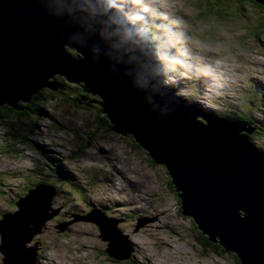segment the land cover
I'll use <instances>...</instances> for the list:
<instances>
[{
	"label": "rangeland",
	"instance_id": "1",
	"mask_svg": "<svg viewBox=\"0 0 264 264\" xmlns=\"http://www.w3.org/2000/svg\"><path fill=\"white\" fill-rule=\"evenodd\" d=\"M243 1L109 3L116 5L120 19L142 17L133 23L147 38L155 28L156 42L165 52L154 49L149 39L150 43H142H148L155 62L160 63L169 90L193 93L187 104L211 117L245 115L247 124L254 127L249 142L264 154V95L261 103L256 96L264 87V9ZM55 74L46 79L52 85ZM55 87L54 96L46 94L45 100L34 96L29 102L19 101L25 106L22 110L0 105V216L13 213L16 200L37 181L55 188L51 210L57 212L45 219L28 243L37 253L36 264H143L146 257L152 264H238L234 252L209 240L205 243L192 219L180 213V201L165 168L131 135L114 132L96 104L85 105L89 99L84 98L80 84L66 80V86ZM28 106L42 108L43 114L30 112ZM22 114L28 116L27 126L19 122ZM116 165L122 173L114 170ZM59 167L71 175L68 184L56 180ZM121 196L134 205L114 204L112 199ZM101 213L112 218L109 239L101 235L97 223L81 220L89 214L101 218ZM164 220L171 224L166 226ZM62 223L66 226L60 231L57 226ZM133 239H140L146 249L137 252L140 245ZM108 243L117 255L130 250L129 258H110L105 252ZM183 244L187 253L179 252ZM3 257L0 252V264Z\"/></svg>",
	"mask_w": 264,
	"mask_h": 264
},
{
	"label": "water",
	"instance_id": "2",
	"mask_svg": "<svg viewBox=\"0 0 264 264\" xmlns=\"http://www.w3.org/2000/svg\"><path fill=\"white\" fill-rule=\"evenodd\" d=\"M108 3L0 0V105L21 110L18 101L53 87L46 79L55 73L80 84L98 97L95 103L114 132L131 135L165 168L183 216L209 241L234 252L239 264H264V154L249 142L253 129L246 121L208 116L176 97L148 43H121L112 35L116 25L109 17H119L113 9L104 11ZM54 195L52 185L39 183L15 202L16 211L1 215L4 264H36L28 243L57 212L51 210ZM81 219L97 223L100 231L103 220H112L91 214ZM112 249L108 243L105 252L116 260L130 256V250L117 255Z\"/></svg>",
	"mask_w": 264,
	"mask_h": 264
},
{
	"label": "clouds",
	"instance_id": "3",
	"mask_svg": "<svg viewBox=\"0 0 264 264\" xmlns=\"http://www.w3.org/2000/svg\"><path fill=\"white\" fill-rule=\"evenodd\" d=\"M108 2H109V0H108ZM132 2L135 4V3H138V0H132ZM262 5V4H261ZM114 7H116V5L114 4V3H108L107 4V7L105 8V12H107V11H109V10H111V9H113V11H115L116 13H117V15L119 16V11L117 10V8H114ZM92 11L93 12H95V8H93L92 9ZM121 17V19H119V18H116V17H109V22H110V24H113V25H116V27H115V29H114V31H113V33H112V35H116V36H119V38H120V40H121V43H131V44H133V45H139V44H141L142 42H144V41H146L147 40V37L145 36V34L141 31V30H139V29H136V27H135V25L133 24V25H131L130 24V22H127L126 20L128 19V20H130V21H132V22H135V21H138V20H140V19H142V17H140L139 15H134V16H132L131 18H129V17H126L125 19L122 17V16H120ZM155 22H153L152 24H154ZM156 24V23H155ZM154 24V25H155ZM126 25V26H125ZM128 26V27H127ZM131 27V28H130ZM155 29V28H154ZM158 33H159V31H158ZM157 43V42H156ZM156 43H155V48L154 49H157V50H164V52H165V49H164V46L162 45H160V43H157L158 44V46H160V49H159V47H157V45H156ZM66 48V51L68 52V53H70L72 56H74V57H76V56H78V53H77V51H76V49L75 48H73L72 47V49H74L73 50V52L71 53L70 51H68V49H67V47H65ZM158 65L160 66V63H158ZM58 76H60V75H58ZM63 77V76H62ZM64 78V77H63ZM69 82V81H68ZM48 88V87H47ZM43 89V88H42ZM42 89H40V90H42ZM82 89V88H81ZM82 92L84 93V98L85 99H89V101L93 98V97H96L95 99H93V100H96L98 97L97 96H89V94L88 93H85L83 90H82ZM36 94V93H35ZM35 94H33V95H31L30 96V98H29V100L31 99V97H34L35 96ZM19 101H22V100H19ZM18 101V102H19ZM24 102H26V101H24ZM76 102H78V101H76ZM78 103H80V102H78ZM86 103H88V102H86ZM19 104V103H18ZM2 105V104H1ZM7 105V104H6ZM19 105H21V104H19ZM96 105H98L97 103H96ZM9 106V105H8ZM22 106V105H21ZM9 107H11V106H9ZM12 108V107H11ZM22 108L23 107H21V110H22ZM12 109H14V108H12ZM239 120V119H238ZM109 124H110V122H109ZM110 127H111V124H110ZM137 143V142H136ZM138 144V143H137ZM139 145V144H138ZM167 172V171H166ZM168 174V173H167ZM42 183H45V182H42ZM39 184V183H38ZM37 184H35L34 186H36ZM30 189V188H29ZM28 191V190H27ZM26 194V193H25ZM20 198V197H19ZM18 198V199H19ZM17 201V200H16ZM16 205V204H15ZM17 207V206H16ZM18 208V207H17ZM17 210V209H16ZM15 210V211H16ZM101 214H103V213H101ZM104 215V214H103ZM105 216V215H104ZM105 217H107V216H105ZM0 218H1V216H0ZM107 218H111V217H107ZM88 222H92V221H88ZM94 223V222H93ZM29 245V244H28ZM110 258H112V257H110ZM112 259H114V258H112Z\"/></svg>",
	"mask_w": 264,
	"mask_h": 264
},
{
	"label": "trees",
	"instance_id": "4",
	"mask_svg": "<svg viewBox=\"0 0 264 264\" xmlns=\"http://www.w3.org/2000/svg\"><path fill=\"white\" fill-rule=\"evenodd\" d=\"M247 1H250V2H252L256 7H259V8H262V9H264V5H261V4H259L258 2H256V1H254V0H247ZM236 2H238V3H242V2H244L243 0H236ZM123 12H125V11H123ZM123 15H124V17H126V14L125 13H123ZM127 22H130V24L131 25H133L134 23L132 22V21H130V20H126ZM141 22H143L144 23V21H142L141 20ZM155 24V23H154ZM154 29H152L150 32H151V34H152V37L150 36V33H149V31H148V34H149V37L147 38V41H148V39L151 41V45L153 46V48H155V43H156V39H155V35H154V33L152 32ZM160 34V31H159V33H158V35ZM157 35V36H158ZM150 41H148L149 43H150ZM160 49V48H159ZM164 54V53H163ZM162 55V54H161ZM166 55V54H165ZM172 60H177V59H179V58H177V57H172L171 58ZM162 60H166L165 58H163L162 57ZM51 80L52 81H54V85L55 86H57V87H59V86H66V79L65 78H63L62 76H58V75H56V76H54L53 78H51ZM48 84V83H47ZM55 87L53 86V87H48L47 89H45V90H39L36 94H35V98H38V100H45V95L46 94H49L50 96H54V92H55V90H53ZM81 89V88H80ZM81 91H82V89H81ZM264 95V87L262 86L261 88H259V91L257 92V94H256V96L258 97V99H259V103H261L262 102V100H261V98H262V94ZM89 96H92V95H90L89 94ZM32 98V97H31ZM96 97H93L88 103H85V105H91V104H96L95 103V100H93V99H95ZM21 106V105H20ZM97 107H98V109H100L101 110V107H100V105H96ZM21 107H23V108H25V106H21ZM22 108V109H23ZM28 108V110L30 111V112H35L36 114H38V115H41V114H43V110H42V108H38V107H35L34 109H29V106L27 107ZM99 111V110H98ZM101 112H102V110H101ZM227 112L229 113V112H232V111H230L229 109H227ZM26 115H28L29 113L28 112H24ZM105 115V114H104ZM236 117H237V119H239V120H242V121H247L245 118H246V116L245 115H243V114H241V113H238L237 112V115H236ZM27 118H28V116H25V115H21V117H20V119H19V122L21 123V125H23V126H27ZM255 120H256V117L254 118ZM252 126V125H251ZM251 129H253L254 127L252 126V127H250ZM254 133H255V135H257L258 133L256 132V131H254ZM61 171V172H60ZM55 178H56V180H58L59 182H61V183H66V184H68L69 183V179H71V175H69V174H67V173H65V172H63L62 170H61V168L59 167L58 168V171H57V174H56V176H55ZM38 183H42V182H36L35 184H38ZM34 184V183H33ZM59 186V185H58ZM203 244V243H202ZM238 264H239V261H238Z\"/></svg>",
	"mask_w": 264,
	"mask_h": 264
},
{
	"label": "bare ground",
	"instance_id": "5",
	"mask_svg": "<svg viewBox=\"0 0 264 264\" xmlns=\"http://www.w3.org/2000/svg\"><path fill=\"white\" fill-rule=\"evenodd\" d=\"M153 4H155V3H153ZM162 74H164V73H162ZM215 88V87H214ZM178 91V88L176 89V88H173V91H174V93H176V94H178V97H183L182 99H184V100H188L187 98L190 96V95H192L193 93H190V95H184V94H181L180 93V95H179V91ZM206 90H208V89H206ZM194 95V94H193ZM198 95H200V92L198 93ZM184 96H186V97H184ZM180 97V98H181ZM198 97V96H197ZM201 98H203V96L201 95L200 96ZM199 100H201V99H199ZM202 101V100H201ZM218 104L219 105H221L219 102H218ZM230 107H232L234 110H237L233 105H229ZM256 120H257V118H256ZM251 144V143H250ZM252 145V144H251ZM253 146V145H252ZM260 152V151H259ZM114 170L117 172V173H122V171H123V169L121 168V167H119V166H115L114 167ZM8 176H11V175H8ZM106 181H109L108 179H106ZM138 186V185H137ZM134 187H135V184H134ZM113 200V202H114V204H116V205H127V204H133V200H131V199H124V196H121V197H119V198H115V199H112ZM134 205V204H133ZM42 210H43V208H42ZM180 213H181V211H180ZM161 214H164V213H161ZM191 218V217H190ZM192 219V218H191ZM82 220V219H81ZM192 221H193V219H192ZM176 223V222H175ZM193 223H194V221H193ZM164 224L166 225V226H168V224H171V223H168V221H165L164 220ZM195 224V227H194V229H198L199 231H200V233H201V235L204 237L203 238V240L205 241V243H207L208 242V235L207 234H203L202 233V231L198 228V225L196 224V223H194ZM124 225V223H121V225L119 226V227H122ZM105 229V230H104ZM110 223L108 222V223H104L103 224V227L101 228V231L102 232H106V235H107V237L109 238L110 237ZM140 230L136 233V235H139L140 233ZM187 232H189V235H188V238H192L193 236H192V232L190 231V230H187ZM39 234V233H38ZM43 234V233H42ZM85 237V236H84ZM107 238V239H108ZM173 238L176 240V236H173ZM179 238H182V237H179ZM89 239V237H87L86 236V240H88ZM85 240V241H86ZM134 240V244L135 243H138L140 246H139V248H138V250H137V252H140V251H144L146 248L144 247V246H142V244H141V241H140V239H133ZM187 241H189V239L187 240ZM168 245H170V244H168ZM206 245H208V244H206ZM135 247V246H134ZM169 247H172V244L169 246ZM68 249H69V247H68ZM179 252L180 253H187L188 252V250H187V248H186V245L185 244H183L182 246H180L179 247ZM210 253H212V252H210ZM143 264H152L151 262H150V258H147L146 257V262L145 263H143ZM184 264H190V263H184Z\"/></svg>",
	"mask_w": 264,
	"mask_h": 264
}]
</instances>
